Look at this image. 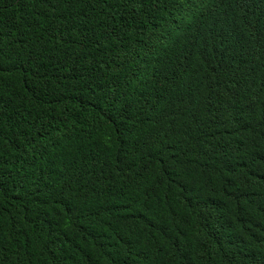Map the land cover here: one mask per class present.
Here are the masks:
<instances>
[{
	"label": "trees",
	"instance_id": "1",
	"mask_svg": "<svg viewBox=\"0 0 264 264\" xmlns=\"http://www.w3.org/2000/svg\"><path fill=\"white\" fill-rule=\"evenodd\" d=\"M0 264H264V0H0Z\"/></svg>",
	"mask_w": 264,
	"mask_h": 264
}]
</instances>
